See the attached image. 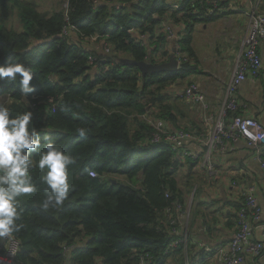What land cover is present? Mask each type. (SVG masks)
<instances>
[{
	"label": "trees",
	"instance_id": "16d2710c",
	"mask_svg": "<svg viewBox=\"0 0 264 264\" xmlns=\"http://www.w3.org/2000/svg\"><path fill=\"white\" fill-rule=\"evenodd\" d=\"M65 2V10L48 13L38 10L32 0H0V65L24 63L33 72L35 89L25 98L19 76L15 82L0 80V96L7 98L0 105L8 107L13 117L32 112V124L41 137L40 151L49 137L76 160L69 166L73 191L56 209L40 207L47 185L41 181L43 173L35 166L31 169L38 190L18 198L21 219L16 223L24 227L10 234L20 242L17 264H63V245L73 246L69 264H139L144 255L151 257L149 264H184L182 246L164 254L174 236L166 229L163 212L172 204L183 206L196 186L195 162L181 160L166 143L146 144L153 132L147 114L165 121L172 130L186 129L178 120L183 117V101L173 97L169 88L189 83L187 78L197 72L191 46L194 24L221 16H207L193 0ZM13 16L20 29L13 24ZM67 23L76 27L69 38L61 32ZM166 23L184 31L179 44L187 61L176 72L142 77L137 67L117 62L120 57L152 63L166 59L171 46L160 32ZM142 34L145 39L139 37ZM91 37H96L94 43L102 50L110 51L104 54L85 40ZM236 113L240 114V108ZM79 128L86 129L83 136ZM30 158L38 161L39 154L30 153ZM183 166L185 183L180 184L177 176ZM116 175L129 180L139 176L140 184L111 182ZM199 192L196 186L190 223L196 222L204 206L196 202ZM235 217V212L229 215L233 226ZM201 225L208 232L205 218ZM214 252L200 248L204 260Z\"/></svg>",
	"mask_w": 264,
	"mask_h": 264
},
{
	"label": "built area",
	"instance_id": "2783aa9c",
	"mask_svg": "<svg viewBox=\"0 0 264 264\" xmlns=\"http://www.w3.org/2000/svg\"><path fill=\"white\" fill-rule=\"evenodd\" d=\"M193 1L200 6V9L207 16L219 15L224 17L228 14L246 12L247 20L243 28L240 49L236 55L233 69L226 85L225 96L218 109L217 117L214 118L213 115L207 112L210 105L197 83L190 81L184 86L180 94V98L189 109L198 107L203 112L201 120L205 127L211 124L209 132L206 131L207 134L205 135L202 149H190L186 146L188 142L194 139L196 132L183 129L172 130L165 121L151 117H148V122L153 128V132L146 139V144L166 143L181 160L184 161L185 158H190V160L195 162L196 170H203L207 177H214L217 169L215 163L211 161L212 151L218 149L223 152L222 150L225 149L229 141L236 142L242 139L247 147L252 150L254 158L264 170V122H260L254 117L236 113L238 108L242 107L236 98L238 87L246 80H255L259 76L262 67V58L258 46L260 41L264 39V0H250L248 8L243 10L237 6L234 0ZM75 30L76 27L74 25L67 23L61 32L63 36L69 38ZM160 32L171 43L169 53L173 47L175 48V58L179 69L182 62L187 61V54L182 51L179 44L183 34L175 31L167 23L162 25ZM139 37L145 39L143 34ZM85 40L89 43H94L96 42V37ZM95 48L101 49L98 45ZM101 51L107 54L110 50L104 47ZM167 59L168 57L161 62ZM160 60L157 58V61ZM93 62L94 58L90 55L88 64L91 65ZM228 113L232 115L228 116ZM89 175L93 177L96 174L89 172ZM235 184L237 183L233 182V188ZM195 188L196 186H194L191 195L183 206L178 203L172 204L163 212L168 219L165 221L166 229L174 236V239L165 249L164 254H167L170 248L180 245L183 248L184 264H191L186 249L189 238L188 219ZM254 192L255 187L252 185L247 186L241 192L242 200L240 201V207L235 212L236 217L230 240L223 247L217 248L213 254V256L215 255L216 264H244L247 260L258 257L264 249V241L253 238L254 226L257 224H259L261 235L264 236V221L258 223L261 213ZM172 214H176V218H173ZM199 246L205 253H209L211 250L208 245L199 243ZM2 248L0 264H17L16 257L20 249L19 240L8 235ZM72 248L73 246H62V256L65 261L63 264H66V260L70 258ZM151 261L152 259L149 255L139 258V264H149Z\"/></svg>",
	"mask_w": 264,
	"mask_h": 264
},
{
	"label": "crops",
	"instance_id": "0c3cea01",
	"mask_svg": "<svg viewBox=\"0 0 264 264\" xmlns=\"http://www.w3.org/2000/svg\"><path fill=\"white\" fill-rule=\"evenodd\" d=\"M234 2H239L244 9H247L249 6V0H234ZM217 20L225 25V30L223 32L225 37H220L219 40L216 41L215 45L217 47H211L208 57L204 58L203 62L209 65L210 59L214 60L217 58L221 54V49L226 48L227 44L231 53V58L232 56L234 57L232 63L225 67L224 72L221 73L223 76L221 79L219 78V70L216 66H213L212 70L208 68L202 69V71H200L202 75L198 79L199 82H194L192 78H187L189 81L198 84L199 88L204 93L206 101L210 105L207 112L213 115L214 118L217 117L218 109L224 99L222 96H225L226 85L233 69L235 56L240 49L246 17L245 19L237 18V14L235 13L228 14L224 17H218L208 22L211 23ZM173 28L180 34H184L183 27L177 25ZM194 37L195 32L192 31L191 46L193 50ZM229 40L232 42H229ZM85 46L92 48L91 45ZM94 46H97V43H94ZM232 48H234V51ZM258 50L262 58V67L259 76L253 81L246 80L242 82L238 87L236 98L242 106L240 108L241 115L254 117L260 122H264V39L260 41ZM194 52L196 58H199L200 56L195 50ZM198 72L199 70H197L196 73ZM185 85L186 84L172 85L169 88L171 95L175 98H180V94ZM181 105L182 107H180V110L183 113V117L178 118L179 124L186 127L184 130L193 129L194 132H196L194 139L188 142L186 146L190 149H202L205 135L209 132L211 124H208L206 127L204 126L201 120L203 112H201L198 107L189 109L184 102H182ZM170 128L173 129L172 127ZM222 151L223 152L215 149L210 156L211 161L215 163L217 169V173L214 177H207L203 174V170L198 171L195 166L192 172L196 179L195 185L200 187V192L196 196V202L204 203V206H200V213L196 222L190 223L191 221L188 219V230L191 233L189 257L191 258L190 261L192 264H194V262L197 264H216L215 255L206 256L204 260L198 245L202 243L216 250L227 244L233 232V220H229V215L236 212L239 202L242 200L240 194L247 186L252 185L255 187L254 194L257 198L261 213L258 223L264 221V170L254 158L252 150L247 147L242 139L236 142L229 141ZM185 172L186 168H184L183 174H185ZM233 182L237 183L234 188L232 187ZM202 218H205L208 232L206 228L201 225ZM228 221H231L229 225L226 224ZM253 238L264 241V236L261 235L259 224L254 226ZM244 264H264V250L260 256L252 260H247Z\"/></svg>",
	"mask_w": 264,
	"mask_h": 264
},
{
	"label": "clouds",
	"instance_id": "9594fccd",
	"mask_svg": "<svg viewBox=\"0 0 264 264\" xmlns=\"http://www.w3.org/2000/svg\"><path fill=\"white\" fill-rule=\"evenodd\" d=\"M19 76L20 93L27 98L35 91L31 86L33 72L24 63L11 62L0 65V80L7 78L15 82ZM32 112L26 110L11 116L10 110L0 105V237L19 231L21 219L19 197L36 192L31 169L35 166L43 175L41 181L47 185L46 194L40 204L43 210L56 209L63 205L74 185L69 183V166L76 160L58 145L45 137L43 151H40L41 137L32 124ZM83 136L85 128H79ZM37 152L39 160L30 158Z\"/></svg>",
	"mask_w": 264,
	"mask_h": 264
},
{
	"label": "rangeland",
	"instance_id": "374dc122",
	"mask_svg": "<svg viewBox=\"0 0 264 264\" xmlns=\"http://www.w3.org/2000/svg\"><path fill=\"white\" fill-rule=\"evenodd\" d=\"M32 1L37 4L38 10H40L41 12H48L49 13V12H52L53 10H59V9L65 10V8H66L65 0H32ZM180 1L181 0H173V2H175V3H180ZM13 17H14L13 18V24L15 25L16 29H20L19 25L16 22L17 18L15 16H13ZM245 17L247 20L246 12H241V13L237 14V18L245 19ZM197 24H198V26H197ZM224 27H225V25L221 24V22H219L218 20L211 22V23L206 22V23L194 24V27L192 30L193 32H195L193 45H194V50L200 56L199 58L197 57L198 62H196V66L198 67L197 70H199V72L189 76V78H192L194 82H199L198 79L202 75V73H200V71H202V69L208 68V69L212 70L213 66H216L217 69L219 70V78L221 79L223 77L221 73L224 72L225 67L228 64L232 63V60L234 57L232 56V58H231V56H230L231 53H230V50H229V47L227 44H226V48L221 49V54L217 58H215L214 60L210 59L209 65H206L203 62V59L208 57V53H209L211 47H213V46L217 47L215 45L216 41L219 40L220 37H222V38L225 37V35L223 34V32L225 30ZM238 36H239V34H238ZM229 42H232V41L229 40ZM232 49L234 51V48H232ZM232 55H234V54H232ZM235 58H236V56H235ZM209 67H211V68H209ZM223 97L224 96H222V98ZM5 100L7 101V98H5V96H0L1 102L4 103ZM180 107H182V105H180ZM149 108H152V107L148 106V109ZM147 115H149L151 118H153L152 115H150V114H147ZM184 168H186V167L183 166L182 169L180 170L178 176H177V180L180 184L185 183V177H184L185 175L183 174ZM110 178L113 180H119V181L124 182V183H129L133 186H139V184H140V177L139 176L133 177L130 180L127 179L124 175L111 176ZM192 190H191V192H192ZM190 195H191V193L189 192V194H187L186 201ZM193 197H194V192H193ZM193 197H192V199H193ZM191 204H192V202H191ZM211 206H213V205H211Z\"/></svg>",
	"mask_w": 264,
	"mask_h": 264
},
{
	"label": "water",
	"instance_id": "95a60500",
	"mask_svg": "<svg viewBox=\"0 0 264 264\" xmlns=\"http://www.w3.org/2000/svg\"><path fill=\"white\" fill-rule=\"evenodd\" d=\"M117 62L124 66H135L140 71V75L143 77L147 74H156V73H172L178 70L177 60L175 58V48L173 47L171 52L168 55V59L161 63H152L150 60L146 61H136L131 58L120 57L117 58ZM111 182L115 180L110 179ZM7 236L0 237V248L3 247V244ZM66 264H69V259L66 260Z\"/></svg>",
	"mask_w": 264,
	"mask_h": 264
}]
</instances>
